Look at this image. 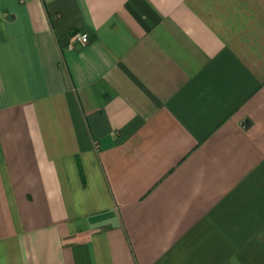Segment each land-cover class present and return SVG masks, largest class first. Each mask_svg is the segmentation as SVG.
<instances>
[{"label": "crops", "instance_id": "obj_1", "mask_svg": "<svg viewBox=\"0 0 264 264\" xmlns=\"http://www.w3.org/2000/svg\"><path fill=\"white\" fill-rule=\"evenodd\" d=\"M0 264H264V0H0Z\"/></svg>", "mask_w": 264, "mask_h": 264}, {"label": "built area", "instance_id": "obj_2", "mask_svg": "<svg viewBox=\"0 0 264 264\" xmlns=\"http://www.w3.org/2000/svg\"><path fill=\"white\" fill-rule=\"evenodd\" d=\"M88 41H89L88 34L76 33L73 36V42H77V43H80L82 45H86Z\"/></svg>", "mask_w": 264, "mask_h": 264}]
</instances>
